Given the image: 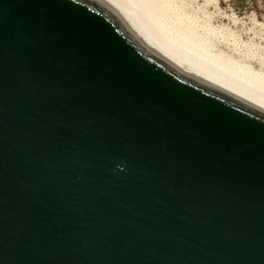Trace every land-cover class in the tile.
I'll return each mask as SVG.
<instances>
[{"label": "water", "instance_id": "water-1", "mask_svg": "<svg viewBox=\"0 0 264 264\" xmlns=\"http://www.w3.org/2000/svg\"><path fill=\"white\" fill-rule=\"evenodd\" d=\"M0 264H264V101L120 0H0Z\"/></svg>", "mask_w": 264, "mask_h": 264}, {"label": "rangeland", "instance_id": "rangeland-1", "mask_svg": "<svg viewBox=\"0 0 264 264\" xmlns=\"http://www.w3.org/2000/svg\"><path fill=\"white\" fill-rule=\"evenodd\" d=\"M164 1L172 8L175 6L189 23L175 18L171 9L163 8L159 0H136L152 27L169 37L174 45L214 66L226 68L227 73L236 74L263 93L264 62L256 58L264 56V0ZM233 44L250 47L248 50L254 56L243 55L232 48Z\"/></svg>", "mask_w": 264, "mask_h": 264}, {"label": "bare ground", "instance_id": "bare-ground-1", "mask_svg": "<svg viewBox=\"0 0 264 264\" xmlns=\"http://www.w3.org/2000/svg\"><path fill=\"white\" fill-rule=\"evenodd\" d=\"M122 6L124 7V9L126 10V12L128 13V15L142 28L144 29L146 32H148L149 34H151L152 36H154L156 39H158L160 42L164 43L165 45L169 46L170 48L174 49L175 51H177L178 53L182 54L183 56L189 58L190 60L196 62L197 64L201 65L202 67L212 71L213 73L221 76L222 78L228 80L229 82L235 84L236 86H238L239 88L243 89L244 91L248 92L249 94L261 99L264 101V91L263 93L260 92L255 89L252 85L249 86L248 82H245L243 79H240L239 77H236L233 73L229 74L227 73V71H225V69L221 68V66H214L210 63H208L206 60H204V58H200L198 57V55H192L191 53L187 52L186 50L176 46L173 44V41L169 39V37H167L166 35H164L163 33H160V31H156L152 25L148 22L147 19V15L144 14V12L139 9L136 0H120ZM156 2V1H155ZM161 6L163 8H167L171 9L172 14L174 15L175 18H181L183 20H186L187 23H189L187 21V18L183 16V14L181 12H179L177 9H175V6L172 8V6L168 5V3H166L164 0H159ZM186 18V19H185ZM192 25V24H191ZM209 28V27H208ZM211 32V31H210ZM236 41V40H235ZM238 41V40H237ZM231 42V41H230ZM241 42V41H240ZM239 42V43H240ZM229 43V42H228ZM247 44V43H246ZM241 45V44H240ZM245 46V45H244ZM252 47V46H251ZM233 49H238V52H242L243 55L250 56L251 58L254 56L252 53V50H248L247 48H240L239 45H235L233 44L232 46ZM244 49V50H243ZM251 49V48H250ZM240 52V53H241ZM261 56V55H260ZM258 56L256 59H259V62L261 61L262 63L264 62V56L260 57ZM249 58V57H248ZM253 60V59H252ZM264 65V64H263ZM229 72V71H228ZM231 72V71H230ZM238 76V75H237ZM254 84V83H253Z\"/></svg>", "mask_w": 264, "mask_h": 264}]
</instances>
